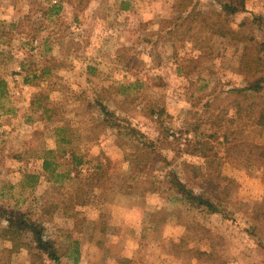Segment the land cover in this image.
<instances>
[{
	"label": "rangeland",
	"instance_id": "1",
	"mask_svg": "<svg viewBox=\"0 0 264 264\" xmlns=\"http://www.w3.org/2000/svg\"><path fill=\"white\" fill-rule=\"evenodd\" d=\"M195 2L207 15L221 9ZM186 15L178 0H0V208L41 222L60 264H264V159L248 144L264 138L226 97L247 85L239 51L185 31ZM227 20L263 39L264 0ZM120 83L123 92L110 91ZM96 99L116 124L87 139L104 117ZM54 104L47 119L43 107ZM60 125L83 162L59 155L57 172L70 178L55 181L43 158ZM203 139L228 178L225 214L191 208L172 181L208 185L195 148ZM30 239L21 235L15 251L0 238V264H56Z\"/></svg>",
	"mask_w": 264,
	"mask_h": 264
},
{
	"label": "trees",
	"instance_id": "2",
	"mask_svg": "<svg viewBox=\"0 0 264 264\" xmlns=\"http://www.w3.org/2000/svg\"><path fill=\"white\" fill-rule=\"evenodd\" d=\"M179 5L187 11V15L183 20L182 26L185 31L198 30L209 32L211 35H218L225 38L233 44L239 51V67L238 70L242 74L247 85L242 87H233L227 90L226 97L230 100L231 106L235 109V118L239 123H246L253 127L251 132L260 134L264 138V38H258L253 32L234 29L230 26L227 18L230 15L242 12L246 9V0H219L220 11L213 15H207L197 10L195 0H178ZM254 22L262 19V16L253 18ZM243 26V23L240 24ZM29 81V78L25 79ZM5 84L0 80V85ZM113 86V85H112ZM117 89H110L118 93L123 92L127 88L121 83ZM96 106L104 113V117L97 118L96 123L91 128L92 136L84 138H98L100 132L109 126L115 125V112L109 111L106 104L101 99H96ZM89 110L93 107L92 103L88 102ZM44 115L47 119H53L57 114L56 105L44 106ZM66 126L56 127V149H49L43 158V168L49 173L50 177L56 180H62L64 176L70 178V170L65 172H57L61 165L57 158L59 155L70 152L72 161L76 165L83 162V157L77 155L75 144L73 143V132ZM244 130L239 129V134H243ZM130 135L136 138L144 136L134 127H130ZM229 135H225L224 143L227 144ZM238 138L237 140H240ZM253 149L257 150L259 156L264 159V143L257 141H249L248 143ZM147 147V146H146ZM196 150H200L199 154L205 158L207 171L203 175L206 178L208 185H200L202 190L199 192L189 187L186 183L180 181L176 175L172 181L177 191L180 194V199L189 205L191 208L205 209L211 213L225 214L224 201L230 195L229 183L225 184V178L228 179L222 172L221 157L218 152L213 150V145L210 140H201L195 145ZM210 149V151H209ZM230 149L227 147V150ZM223 180V181H222ZM222 181V182H221ZM199 184V183H198ZM221 188V189H220ZM220 189V190H219ZM217 190V191H215ZM66 212H70L68 207H65ZM0 216L6 218L7 223L0 227V238L9 240L14 246L12 250L17 251L22 247L23 243L19 241L21 235L30 236V241L25 243L30 248H36L41 253H45L56 264H60V254L56 247V242L53 239L44 240V226L41 222L34 221L25 215H17L9 212L4 208H0ZM30 234V235H29Z\"/></svg>",
	"mask_w": 264,
	"mask_h": 264
}]
</instances>
